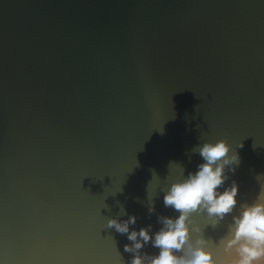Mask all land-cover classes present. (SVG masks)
<instances>
[{
	"label": "water",
	"instance_id": "obj_1",
	"mask_svg": "<svg viewBox=\"0 0 264 264\" xmlns=\"http://www.w3.org/2000/svg\"><path fill=\"white\" fill-rule=\"evenodd\" d=\"M221 139L254 198L264 0H0V264H128L107 219L154 235L163 180Z\"/></svg>",
	"mask_w": 264,
	"mask_h": 264
},
{
	"label": "clouds",
	"instance_id": "obj_2",
	"mask_svg": "<svg viewBox=\"0 0 264 264\" xmlns=\"http://www.w3.org/2000/svg\"><path fill=\"white\" fill-rule=\"evenodd\" d=\"M192 154L203 162L187 175L182 164L170 163L179 164L180 172L174 179L168 174L159 190L164 206L178 216H158L161 227L154 235L152 225L130 231L135 215L107 219L106 228L127 234L131 242L124 245V252L132 254L128 264H264V174L255 177L259 191L254 198L241 201L238 182L226 186L240 164L227 140L205 141L190 150L189 160ZM156 195L147 203L150 215L156 211ZM119 215H128L123 205ZM149 244L158 252H142Z\"/></svg>",
	"mask_w": 264,
	"mask_h": 264
}]
</instances>
